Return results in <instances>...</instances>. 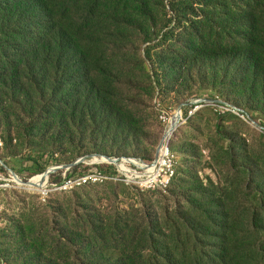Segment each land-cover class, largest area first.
I'll return each instance as SVG.
<instances>
[{
    "label": "trees",
    "instance_id": "1",
    "mask_svg": "<svg viewBox=\"0 0 264 264\" xmlns=\"http://www.w3.org/2000/svg\"><path fill=\"white\" fill-rule=\"evenodd\" d=\"M137 71L159 86L196 72L264 119V0H0V135L27 139L38 172L45 144L54 158L77 137L138 133ZM246 148L223 145L222 182L194 178L162 214L86 213L46 264H264V155Z\"/></svg>",
    "mask_w": 264,
    "mask_h": 264
},
{
    "label": "rangeland",
    "instance_id": "2",
    "mask_svg": "<svg viewBox=\"0 0 264 264\" xmlns=\"http://www.w3.org/2000/svg\"><path fill=\"white\" fill-rule=\"evenodd\" d=\"M136 73L138 81L131 86L127 83L125 92L131 90V95L127 93L128 99L141 114L137 134L118 136L109 132L87 137L84 141L77 137L61 146L54 145V158L45 144L41 149L43 158L39 159L40 163L47 162L46 170L99 153L94 151L99 149L102 151L100 154L120 158L118 164H110L100 157L96 162H92L93 157L87 158L75 167L51 173L48 181H43L45 170L38 172L37 165L30 159L32 147L28 140L14 138L9 141L0 135V158L22 180L15 179L0 163V264H46L50 256L48 244L55 241L60 232L87 227L86 213L94 212L99 214L98 217L106 218L115 215L117 210L151 206L162 214L165 205L171 209L177 200H185L194 178L205 183L208 179L221 183L225 176L224 166L219 167L220 156L224 153L222 146L230 141L245 143L246 149L258 157L264 155V129L234 112L238 118L231 115L224 119L219 117L227 109L240 113L238 108H244L239 97L234 94L222 97L210 79L196 72L179 80L167 76L161 86L153 82L155 75L150 79L144 76L143 81V74L140 71ZM213 94L215 96L211 97ZM204 98L221 100L236 107L215 101H199ZM184 102L192 104L179 111L177 108ZM176 111L178 117L181 116L179 122L178 117L173 119ZM249 115L264 126V119ZM173 121L179 124L171 132ZM217 123L222 125V135L217 133ZM165 132L167 136L162 151H169L174 173L169 174L165 188H162L137 180L133 175H142L147 169L150 172L154 170L155 165L151 163ZM98 168L106 172L113 170L108 173L116 176L89 178L72 187L59 185L70 178L77 181L83 174ZM60 261L65 262L66 259L62 257Z\"/></svg>",
    "mask_w": 264,
    "mask_h": 264
},
{
    "label": "water",
    "instance_id": "3",
    "mask_svg": "<svg viewBox=\"0 0 264 264\" xmlns=\"http://www.w3.org/2000/svg\"><path fill=\"white\" fill-rule=\"evenodd\" d=\"M202 100H204V101H209V102H210V101L221 102V103H224V104L227 105V106L235 107V106L232 105V104H228V103H225V102H223V101H221V100H217V99H207V98H204V99H200L199 101H202ZM189 104H192V103H191V102H184V103H182L177 109L180 111V110H182V108H183L184 106H187V105H189ZM238 111L241 112V113H243V117L249 119L254 125L259 126L260 128L264 129V126L259 125V123L256 122L253 118H251L250 115L248 114V112H246L244 109L238 108ZM238 114H239V113H238ZM177 117H178V114H177V111H176L175 114L173 115V119H176ZM180 119H181V116L178 117L177 122H179ZM177 124H179V123H176L175 121H173L172 126H171V129H170L171 132L173 131V129L176 128ZM166 136H167V133L165 132V133L163 134V137H162L161 141L159 142V144H158V146H157V148H156L155 158H154L153 162L151 163L152 165H156V164L158 163L159 157H160V155H161V151H162V149H163V147H164V142H165V140H166ZM92 157L94 158V161H92V162H96V161H98V160H96V158H98V157H100L101 160H103V161H107V162H109V163H111V164H118V162L120 161V158L111 157V156L106 155V154L92 153V154H88V155H86V156H82V157L78 158L77 160H75V161H73V162H71V163L62 164V165H60V166H51V167L47 168V169L42 173V177H43L42 180L44 181V179H46V181H48V178H49V176H50L51 173H53V172H55V171H57V170H60V169H66V170H67V169H70V168H72V167H75V166H77V165H79V164L85 162V160H86L87 158H92ZM98 159H99V158H98ZM0 163H1L3 166H5V168H7V169L11 172L12 176H13L15 179H17L19 182L22 181V180L19 178V176L16 174V172H15L13 169H11L10 167H8V166L4 163V161H3L1 158H0ZM29 182H30V181H28V182H26V183H29Z\"/></svg>",
    "mask_w": 264,
    "mask_h": 264
},
{
    "label": "built area",
    "instance_id": "4",
    "mask_svg": "<svg viewBox=\"0 0 264 264\" xmlns=\"http://www.w3.org/2000/svg\"><path fill=\"white\" fill-rule=\"evenodd\" d=\"M227 110H230V109H227ZM233 112H235V111H233ZM235 113H238V112H235ZM173 165L174 164L172 163V158L166 156L165 153L163 152L162 156L160 157L159 163H157L155 165L154 170L152 172H150L149 169L146 168L147 169L146 173H143L142 175L134 174L133 177L136 178L137 180H145L146 182H150L154 186L165 188V182H166L169 174L174 173L173 172ZM145 167L146 166L141 167L142 168L141 170H143ZM101 176L115 177L116 175L110 174V173L103 171L102 169L98 168V169L92 170L91 172H88L87 174H83L81 177H79L77 179V181H74L73 179L70 178L68 180H65L63 183H61L59 185H61V186H67L68 185L69 187H72L77 182H84L85 180H87L89 178H97L98 179ZM53 185H58V184H53ZM46 190H47V188H46Z\"/></svg>",
    "mask_w": 264,
    "mask_h": 264
},
{
    "label": "bare ground",
    "instance_id": "5",
    "mask_svg": "<svg viewBox=\"0 0 264 264\" xmlns=\"http://www.w3.org/2000/svg\"><path fill=\"white\" fill-rule=\"evenodd\" d=\"M169 124H170V122H169ZM164 153H165V155H166V156H168V154H169V151H168V150H166ZM162 154H163V151H162ZM161 156H162V155H161ZM161 156H160V157H161ZM159 160H160V158H159ZM158 163H159V162H158Z\"/></svg>",
    "mask_w": 264,
    "mask_h": 264
},
{
    "label": "clouds",
    "instance_id": "6",
    "mask_svg": "<svg viewBox=\"0 0 264 264\" xmlns=\"http://www.w3.org/2000/svg\"><path fill=\"white\" fill-rule=\"evenodd\" d=\"M234 106H235V105H234ZM235 107H236V106H235ZM237 108H238V107H237ZM237 114H238V113H237ZM239 114L243 116V113L240 112ZM162 150H163V149H162ZM161 152H162V151H161Z\"/></svg>",
    "mask_w": 264,
    "mask_h": 264
}]
</instances>
